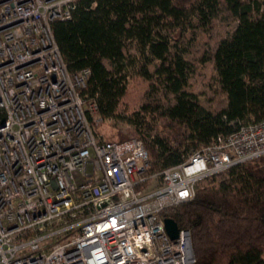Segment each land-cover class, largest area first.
Masks as SVG:
<instances>
[{
    "label": "built area",
    "instance_id": "built-area-1",
    "mask_svg": "<svg viewBox=\"0 0 264 264\" xmlns=\"http://www.w3.org/2000/svg\"><path fill=\"white\" fill-rule=\"evenodd\" d=\"M77 1L0 0V264H193L190 231L170 237L163 210L263 155L264 118L147 174L140 138L96 131L90 70L71 72L56 42Z\"/></svg>",
    "mask_w": 264,
    "mask_h": 264
},
{
    "label": "trees",
    "instance_id": "trees-1",
    "mask_svg": "<svg viewBox=\"0 0 264 264\" xmlns=\"http://www.w3.org/2000/svg\"><path fill=\"white\" fill-rule=\"evenodd\" d=\"M109 140L140 138L147 174L264 118V0H78L52 23ZM124 116L125 126L101 125ZM191 233L193 264H264V154L199 180L166 207Z\"/></svg>",
    "mask_w": 264,
    "mask_h": 264
},
{
    "label": "water",
    "instance_id": "water-1",
    "mask_svg": "<svg viewBox=\"0 0 264 264\" xmlns=\"http://www.w3.org/2000/svg\"><path fill=\"white\" fill-rule=\"evenodd\" d=\"M165 228L170 237L174 238L178 234V222L170 216L164 215Z\"/></svg>",
    "mask_w": 264,
    "mask_h": 264
},
{
    "label": "rangeland",
    "instance_id": "rangeland-1",
    "mask_svg": "<svg viewBox=\"0 0 264 264\" xmlns=\"http://www.w3.org/2000/svg\"><path fill=\"white\" fill-rule=\"evenodd\" d=\"M125 117L124 116H118V117H112V118H107L105 122L101 125V129L107 130L111 125H116V126H125Z\"/></svg>",
    "mask_w": 264,
    "mask_h": 264
}]
</instances>
